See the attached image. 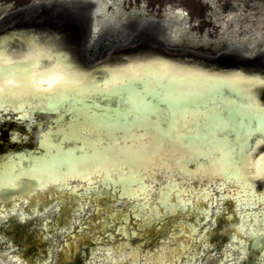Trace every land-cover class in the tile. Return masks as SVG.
<instances>
[{
    "label": "water",
    "instance_id": "obj_1",
    "mask_svg": "<svg viewBox=\"0 0 264 264\" xmlns=\"http://www.w3.org/2000/svg\"><path fill=\"white\" fill-rule=\"evenodd\" d=\"M86 6L93 9L88 17L40 0L0 17L5 61L35 62L34 75L41 81V90L49 89L45 82L49 80L55 82L53 88L83 81L85 89L83 96L60 104L45 98L44 92L25 97L22 106L12 98L0 108V186L15 185L0 191V241H10L12 251L39 249L41 264L75 260V264H264V252L253 249L254 238L249 235L264 227V199H259L264 197V173L260 171L264 143L250 156L244 180L229 179L221 171V152L214 150L235 147L241 140L247 131L243 108L249 97L264 108V86L221 81L204 86L193 107L223 118L224 125L208 120L207 143L175 142L147 165L150 171L139 169L143 195L151 207L159 209L158 219H152L150 211L143 214L147 220L137 219L140 213L133 211L137 201L120 202L118 193L113 195L120 186L112 181L137 174L136 166L130 170L114 164L110 179L105 178L108 173L93 174L90 162L68 163L57 171L50 162L56 152L49 147L58 141H63L64 152L80 147L62 133L75 126L81 115L120 120L128 114L130 122L138 123L147 113L156 120L175 95V89L160 84L158 74L163 66H168L166 74L182 75L185 83L199 74L257 81L264 79L263 52L254 58L241 54L208 58L143 42L141 33L134 31L110 47L101 60L92 61L87 48L93 37L96 3ZM154 39L165 45L159 34ZM128 70L145 79L119 89L103 88L105 83H114V77L129 78ZM242 88L250 92L243 93ZM138 107L144 111H137ZM109 133L124 135L112 128L101 132L105 138ZM38 160L49 163L37 170ZM245 181L253 186L255 206H245V199H252V195L245 197ZM162 192L171 194V211L157 203ZM19 224L24 225L22 233ZM58 256L61 263H57ZM0 258L8 264H22L21 256Z\"/></svg>",
    "mask_w": 264,
    "mask_h": 264
},
{
    "label": "snow or ice",
    "instance_id": "obj_2",
    "mask_svg": "<svg viewBox=\"0 0 264 264\" xmlns=\"http://www.w3.org/2000/svg\"><path fill=\"white\" fill-rule=\"evenodd\" d=\"M2 52L3 43L0 42V108L12 98L16 99L18 106H22L25 97L40 96L44 92H47L45 98L54 100L57 104L85 94L83 81L74 85H57L53 88L55 82L49 80L45 82L49 84L50 91L49 89H39L38 86L41 81L34 75V69L38 65L35 62H7L2 58ZM167 67L163 66L162 71L158 74L160 84L166 89H175V95L169 97L167 101L169 107L165 112L160 113L156 120H152L147 113L138 123L130 122L127 118L128 114H125L120 118L123 121L122 124L120 120L111 117L100 118L95 114L81 115L78 117L79 122L75 126L65 129L62 133L64 139L74 140L81 145L80 147L64 152L60 147L63 141H58L56 145H49L56 152L55 157L50 162L57 167V171L68 163L82 165L90 162L93 165V174L108 173L105 178L110 179L113 171L112 165H122L130 170L133 166H136L137 174L126 175L121 181H112V184L120 186L113 193V195L118 193L120 202L124 200L137 201L133 209L134 212L140 213V216L136 217L137 219L143 217L147 220L148 217L143 216L145 211L153 213L152 219L159 218V209L151 207L149 198L143 195V188L140 187L143 181L138 178L143 173L139 172V169L143 168L144 171H150L151 169L147 165L165 147L171 149L175 142L187 143L188 145L207 143L210 137V133L207 131L209 127L208 120L215 119L221 126L224 125L225 120L223 118L205 115L193 107L194 102L203 92L204 86L213 81H221L231 85L251 83L264 86V79L249 81L243 76L224 78L208 77L203 74H199L194 81L185 83L182 75L166 74L164 69ZM128 72L129 78L116 79L114 77V83H105L103 88L106 90L110 88L119 89L120 86L131 85L145 79L139 72H133L132 70H128ZM189 75L191 74L189 73ZM33 85L37 86L36 90H33ZM241 91L249 93L250 89L242 88ZM136 110L144 111L143 108L139 107ZM75 112H82V110L76 109ZM243 114V127L247 131L243 134L241 140L236 143L235 147L228 146L227 149H214L221 152V171H224L229 179L244 180L246 178L250 156L261 143H264V108H261L249 97V102L243 108ZM113 120L114 123H109ZM227 123H231V119H228ZM109 128L123 131L124 135L121 137L109 133L105 138L101 132ZM212 131H215V129L213 128ZM256 133H261V135L255 137ZM45 143H48L47 138ZM261 159H264V157ZM48 163L38 160L36 162L37 170L47 166ZM260 171L264 173V168H261ZM8 186L15 187L14 184L0 186V191L3 187ZM244 187L247 190L245 191V197L252 195L251 200L245 199V206H255L257 197L252 194L253 186L245 181ZM170 197V193L165 194L162 192L157 198V203L161 206H167L168 211H171V205L168 204ZM259 199H264V197H259ZM139 201L144 202L140 204ZM114 216L115 213H113ZM240 230H244L243 226ZM249 235L254 238L253 249L264 252V227L250 232ZM0 264H3V262L0 261Z\"/></svg>",
    "mask_w": 264,
    "mask_h": 264
},
{
    "label": "rangeland",
    "instance_id": "obj_3",
    "mask_svg": "<svg viewBox=\"0 0 264 264\" xmlns=\"http://www.w3.org/2000/svg\"><path fill=\"white\" fill-rule=\"evenodd\" d=\"M36 1L40 0H0V17ZM43 1L64 6L65 10L72 13L83 12L80 6L96 3L95 0ZM99 2H102L98 8L102 15L97 16L99 33L93 35L87 48L92 61L101 60L110 46L117 45L124 36L134 33L135 27L141 28L139 33L143 36V42L147 40V43L190 51L203 57L216 58L231 54L235 57L241 54L242 57L254 58L262 52L264 55V0ZM154 34H159L165 45L154 39ZM149 36L151 39H148Z\"/></svg>",
    "mask_w": 264,
    "mask_h": 264
},
{
    "label": "flooded vegetation",
    "instance_id": "obj_4",
    "mask_svg": "<svg viewBox=\"0 0 264 264\" xmlns=\"http://www.w3.org/2000/svg\"><path fill=\"white\" fill-rule=\"evenodd\" d=\"M85 7V8H84ZM88 8V9H86ZM80 9L83 10V12H80L82 15L88 17L90 14H91V11L92 10H89V7L87 6H80ZM40 17V15L37 16V18ZM6 29V28H4ZM3 29V30H4ZM141 28L138 29V27H135L134 28V31L135 32H140ZM147 41V40H146ZM110 47H113V46H110ZM109 47V48H110ZM109 51L106 50V54L108 53ZM20 225V226H19ZM18 227L20 228V231L19 233H22L23 232V229H24V225L23 224H19ZM2 228V227H1ZM29 229V228H28ZM2 230V229H0ZM8 230H11L8 228ZM10 241L9 242H2L0 241V256L2 255H8V258L12 257H16V256H21V259H22V264H41L43 262V259L42 260H39L37 259L39 257L38 253H39V249H32L30 251H24V249H20V250H17V251H12V246L9 245ZM5 246V248H4ZM41 252V251H40ZM59 253V252H58ZM61 253V252H60ZM61 255V254H60ZM14 256V257H13ZM54 258L56 259L57 256H54ZM35 259H37L35 261ZM58 262L57 263H61V257L58 256ZM0 261L3 262V264H8L7 261H3L1 258H0ZM72 261L68 262L69 264H75L76 263V260L74 263H71ZM55 263V262H54Z\"/></svg>",
    "mask_w": 264,
    "mask_h": 264
},
{
    "label": "bare ground",
    "instance_id": "obj_5",
    "mask_svg": "<svg viewBox=\"0 0 264 264\" xmlns=\"http://www.w3.org/2000/svg\"><path fill=\"white\" fill-rule=\"evenodd\" d=\"M96 1V3H98V5H96V8H95V10H94V12H93V15H94V22H93V35H95L98 31H99V26H98V20H97V16L99 15V14H101L100 12H101V10L100 9H98L99 7H101V5H102V2H99L100 0H95ZM104 7L106 8L107 7V5H106V3L104 4ZM179 13V12H178ZM99 33V32H98ZM173 34V33H172ZM172 34H171V36H172ZM251 52H254V51H251Z\"/></svg>",
    "mask_w": 264,
    "mask_h": 264
}]
</instances>
